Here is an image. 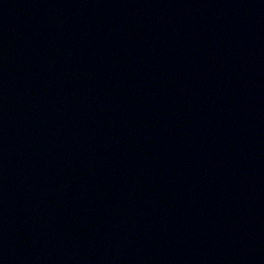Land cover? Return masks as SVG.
Masks as SVG:
<instances>
[{"label":"water","instance_id":"obj_1","mask_svg":"<svg viewBox=\"0 0 264 264\" xmlns=\"http://www.w3.org/2000/svg\"><path fill=\"white\" fill-rule=\"evenodd\" d=\"M0 264H264V0H0Z\"/></svg>","mask_w":264,"mask_h":264}]
</instances>
